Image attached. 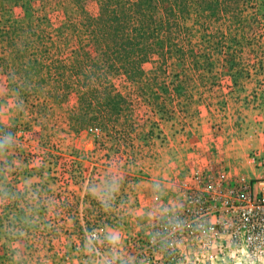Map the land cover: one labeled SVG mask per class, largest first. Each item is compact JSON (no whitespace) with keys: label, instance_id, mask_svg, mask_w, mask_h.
I'll return each mask as SVG.
<instances>
[{"label":"rangeland","instance_id":"obj_1","mask_svg":"<svg viewBox=\"0 0 264 264\" xmlns=\"http://www.w3.org/2000/svg\"><path fill=\"white\" fill-rule=\"evenodd\" d=\"M228 2L231 4H228L227 13L211 22L208 35L212 46L207 50L211 67L207 79L198 77L195 81H185L186 89L192 90L193 95L189 110L177 109L175 120L161 122L160 127L155 128L151 126L153 121L146 110L137 106L136 112L127 114L130 118L144 116L133 130L130 129V132L138 133L134 140H119L114 138L116 134L112 138H102L86 131L75 134L71 127L77 99L72 97L66 101L48 94L53 87V80H48L49 69L37 75L33 72L36 66H30L28 70L33 83L40 79L47 81L43 87L45 92L31 94L24 115H19L15 103L21 96L10 91L9 83L14 80L11 83L17 84L22 75L13 67L8 69L12 72H6L0 63V123L8 127L21 125L15 140H9L7 146L0 145V198L2 191L23 186V180L33 175L41 189L83 188L110 192L114 196L117 192L119 198L113 203L105 199L107 202L103 205L106 210L101 214L109 217L117 207L119 218H122L126 214L123 210L132 208L130 200L134 197L131 201H135L140 194L148 201V207L153 206L154 210L140 213L138 222L129 220L132 226L128 229L138 233V237H150L155 225L164 219L161 209L164 201H171L173 208L182 205L174 186L184 179L185 173L195 174L209 169L251 177L253 169L247 158L253 149L260 146L254 95L259 73L264 67V13H261L264 0H240V4ZM48 3L47 11L37 10V16L58 12V8L62 11L67 5L65 0H50ZM4 26L0 8L1 55L7 48ZM43 30L45 35L38 30L13 35L15 47L28 48L35 56L44 36L45 47L51 50L49 58L46 56V64L50 65V60L55 57L64 62L75 46L67 43V37L66 40L57 39L53 29L45 27ZM196 34L195 41L199 43L203 34ZM220 59L225 61L222 80L217 75L220 73ZM113 83L123 94H131L118 77L113 78ZM188 91L182 94L181 99L185 102L190 100L186 96ZM0 206L2 209L1 203ZM111 219L104 222L118 225L116 221L111 223ZM127 223L124 225H129ZM202 238L207 237L202 235ZM215 246L216 255H204L199 260L194 255L197 249L184 244L183 255H177L174 263L167 260L169 255H136L134 264H264V255H251L247 249L236 248L226 234L217 235Z\"/></svg>","mask_w":264,"mask_h":264},{"label":"trees","instance_id":"obj_2","mask_svg":"<svg viewBox=\"0 0 264 264\" xmlns=\"http://www.w3.org/2000/svg\"><path fill=\"white\" fill-rule=\"evenodd\" d=\"M49 1L0 0L7 44L4 54H0V63L6 72H12L8 69L13 67L22 75L17 84L11 83L14 80L9 83L10 91L21 96L15 103L19 115H24L30 95L44 93L47 83L45 79L33 83L29 67L36 66L33 72L37 75L49 69L48 80H53V87L48 91L52 94L47 93L66 101L77 99L72 114L73 132L79 135L99 129L102 138L116 134L114 138L119 140L137 138L138 133L130 129L144 116L127 115L136 112L137 106L146 110L155 128L161 122L175 120L177 109L189 110L193 95L192 90L186 89L185 81L207 79L211 67L207 53L212 46L208 35L211 22L227 13L231 4L228 0H65L67 5L62 11L58 8V12L37 16V10L47 11ZM231 2L240 4V0ZM45 27L53 29L57 39L67 37V43L75 46L64 62L55 57L50 65L46 64L51 50L45 47L44 36L39 38L40 51L35 56L28 48L15 47L13 35L33 30L45 35ZM198 32L203 34L199 43L195 41ZM222 44L221 41L220 47ZM220 60L217 75L222 80L225 61ZM114 77L121 79L131 94L117 89ZM187 91L190 100L185 102L181 98ZM19 126L0 123V143L15 140Z\"/></svg>","mask_w":264,"mask_h":264},{"label":"built area","instance_id":"obj_3","mask_svg":"<svg viewBox=\"0 0 264 264\" xmlns=\"http://www.w3.org/2000/svg\"><path fill=\"white\" fill-rule=\"evenodd\" d=\"M258 78L254 96L260 146L253 149L247 158L250 168L254 170L251 177L209 169L195 174L185 173L184 179L174 186L182 205L173 208L171 201H164L161 205L164 219L155 225L150 237L127 238L125 247L121 246L122 242L111 239V225L104 220L112 217V223L119 219V209L115 207L109 217L96 218L90 222L82 235L83 240L76 245L77 253L84 248L92 255L82 257L65 253L62 255V264H70L73 257L83 261L86 256H90V260L85 264H134L136 255H169L167 260L174 263L177 255H183L184 244H191L197 249L194 255L199 260L204 255H216L215 240L218 234H226L232 245L247 249L251 255H264V67ZM89 132L100 135L99 129ZM41 192L43 194L39 196L35 209L44 212L50 207L47 200L51 193L49 190ZM29 194L24 191L21 201L36 197ZM118 198L111 197L109 201ZM103 202L107 200L101 198L98 204L102 211L106 210ZM71 216L74 219L83 218L79 211L73 212ZM11 233L14 234L13 230ZM202 235L207 238L202 240ZM127 249L132 250L130 255H125Z\"/></svg>","mask_w":264,"mask_h":264},{"label":"crops","instance_id":"obj_4","mask_svg":"<svg viewBox=\"0 0 264 264\" xmlns=\"http://www.w3.org/2000/svg\"><path fill=\"white\" fill-rule=\"evenodd\" d=\"M7 143L8 141L6 146ZM0 145L4 146L3 143ZM253 172L254 170L250 174ZM37 182L33 175L27 176L23 180V186L1 193L0 264H62V255L65 253L83 255L82 257L92 255L84 248L77 253L76 245L83 240L82 235L89 227V221L104 218L98 206L99 200L111 197L116 199L120 194L116 192L117 195L114 196L113 193H105L106 191L101 193L100 190L98 192L71 187L41 189L37 187ZM41 190H49L51 193L47 200L50 207L44 212L35 209L39 196L43 194ZM24 191L30 193L29 196L34 194L36 197L22 202L20 198ZM131 200L132 208L123 210L126 214L116 221L118 225L111 224L109 229L111 239L122 242V247L127 246V238L138 236V233L128 229L132 226L129 220L138 222L137 216L140 213L154 210L153 206L148 207V201L140 194L138 198L135 197V201ZM76 211L82 213L83 218L74 219L71 214ZM126 222L129 225H124ZM131 252L132 250L127 249L125 255H130ZM89 260L90 256H86L83 261L73 257L70 264H85Z\"/></svg>","mask_w":264,"mask_h":264}]
</instances>
